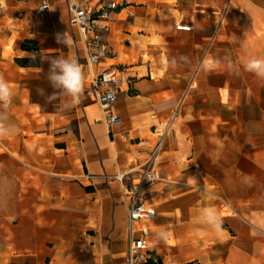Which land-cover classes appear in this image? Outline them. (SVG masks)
Instances as JSON below:
<instances>
[{
    "label": "crops",
    "instance_id": "0c3cea01",
    "mask_svg": "<svg viewBox=\"0 0 264 264\" xmlns=\"http://www.w3.org/2000/svg\"><path fill=\"white\" fill-rule=\"evenodd\" d=\"M41 1L6 0L0 10V75L14 93L15 126L0 138V264H125L123 183L177 107L154 161L158 180L146 188L151 248L161 264H264V80L245 68L264 58V0H128L135 15L115 14L106 35L115 57L94 67L68 0L37 12ZM180 22L191 29L177 30ZM64 33L70 48L57 42ZM60 55L85 74L69 110L46 100L45 57ZM110 63L132 83L118 93L120 123L109 131L85 90Z\"/></svg>",
    "mask_w": 264,
    "mask_h": 264
},
{
    "label": "built area",
    "instance_id": "2783aa9c",
    "mask_svg": "<svg viewBox=\"0 0 264 264\" xmlns=\"http://www.w3.org/2000/svg\"><path fill=\"white\" fill-rule=\"evenodd\" d=\"M128 0H68L69 23L75 26L82 39L83 59L89 67L98 66L115 53L109 46L106 35L114 15L125 12L128 17L135 15ZM48 8V1L43 0L37 7V12ZM177 30L189 31L191 26L182 22L176 25ZM32 51L37 53L36 46ZM132 78L125 70L110 63L90 77L86 94L97 103L104 124L111 129L120 123V118L114 110L119 92L129 91ZM178 107L172 112L165 123L164 132L150 152L149 159L135 172L137 176L128 183H123L122 198L127 210V247L125 264H161L159 256L151 248L149 227L146 225L155 217V209L145 201L146 188L158 180L154 169V161L161 148L162 138L170 128ZM128 175V174H127ZM125 174H116L115 178L123 182Z\"/></svg>",
    "mask_w": 264,
    "mask_h": 264
},
{
    "label": "clouds",
    "instance_id": "9594fccd",
    "mask_svg": "<svg viewBox=\"0 0 264 264\" xmlns=\"http://www.w3.org/2000/svg\"><path fill=\"white\" fill-rule=\"evenodd\" d=\"M6 6V0H0V10ZM57 42L62 43L70 48L71 40L67 34L59 35ZM48 73L47 80L54 90L46 97L47 102L61 100L58 106L61 110H69L78 104L84 91L85 74L81 64L75 57L58 56L47 58ZM247 71L253 73L260 80H264V58H251L245 65ZM39 94L43 95L44 90L38 89ZM14 93L9 87L7 81L0 75V138L9 136L14 133L15 126L9 122L8 109L12 103ZM63 98V99H61ZM6 121H8L6 123ZM206 222L211 224L215 229L221 230L222 224L215 210L207 209L205 211ZM162 236V234H159Z\"/></svg>",
    "mask_w": 264,
    "mask_h": 264
},
{
    "label": "trees",
    "instance_id": "16d2710c",
    "mask_svg": "<svg viewBox=\"0 0 264 264\" xmlns=\"http://www.w3.org/2000/svg\"><path fill=\"white\" fill-rule=\"evenodd\" d=\"M36 46L35 43L33 42H27V48H29L30 50H32V46ZM37 48V46H36ZM38 50V49H37ZM17 62L20 64H28V65H37L38 64V59H28V58H22V59H17Z\"/></svg>",
    "mask_w": 264,
    "mask_h": 264
}]
</instances>
